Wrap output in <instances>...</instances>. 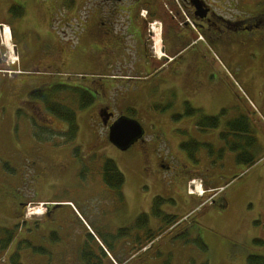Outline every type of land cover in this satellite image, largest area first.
I'll return each mask as SVG.
<instances>
[{
    "label": "rangeland",
    "instance_id": "1",
    "mask_svg": "<svg viewBox=\"0 0 264 264\" xmlns=\"http://www.w3.org/2000/svg\"><path fill=\"white\" fill-rule=\"evenodd\" d=\"M244 1L249 3L244 8L247 13L264 9V0ZM70 2L23 0L16 6L20 9L11 14V50L5 45L7 39L0 37L5 45L0 44V50L7 53V65L0 64V240L5 238L6 231L17 229L9 253L4 256L5 250L0 251L1 263L11 264V254L19 251L22 264H70L67 255L77 245L76 236L86 240L92 232L113 260L109 264H137L140 258L155 256V250L148 255H135V243L130 237L139 232L138 224L144 225L142 215L154 219L150 211L155 197L167 200L161 207L164 215L182 219L180 227L163 238L165 250L175 251V258L170 257L168 264H248L251 255L264 258V247L253 245L255 239H264L261 225L256 224L264 218V162L260 160L251 168L236 165L232 136H214L230 130L227 122L245 117L241 123L248 122L249 128L242 138L243 148L248 152V141L254 142L249 153L256 161L264 151L263 30L245 32L234 45L202 41L193 47L189 52L198 49L196 72L185 79L182 93L194 106L190 100L178 106L172 95L166 97L155 74L149 77V72L135 73L125 63L126 67L120 65L123 51L99 39L93 20L85 30L67 29L58 21L50 26V12H55L57 5L66 10ZM237 3L234 0L233 5L229 4L233 6L230 9L234 8L231 11H235ZM79 5L93 14L92 2L85 4L80 0ZM20 13L23 14L19 16ZM20 17L25 20L19 26ZM148 28L151 51L158 60L162 29L157 21ZM180 31L188 32L194 40L193 30ZM61 46L67 68L46 73L35 68V61H31L34 54L44 56ZM17 53L22 69L27 70L22 74L16 62ZM192 56H187L191 63ZM48 59L45 56L43 66ZM53 60L56 58L52 57ZM25 64L31 67H24ZM56 84L81 88L94 98L92 105L82 110L78 99L66 100L63 93L54 98L75 111L79 126L73 143L63 144L61 138H55L62 143L57 147L36 142L33 124L58 132L64 131L65 125L46 113L45 119L41 107V112L31 110V104H41L29 97L32 91L47 92ZM126 98L127 103L113 107L114 112L128 118V109H136L131 116L143 126L147 136L144 143L120 151L109 142L96 113L102 104L124 102ZM196 107L208 110L207 114L195 112ZM175 114L201 123L205 117L217 119L218 127L208 131L213 139L186 131L172 119ZM193 140L202 144L194 147ZM106 159L113 160L124 176L125 183L119 191L102 181ZM160 159L167 162V167L157 165ZM206 162L210 171L199 168ZM235 176L238 178L233 180ZM196 180L202 195L194 192L196 186L192 182ZM213 200L216 202L212 203ZM38 208L39 214H30ZM198 239L205 250L196 243Z\"/></svg>",
    "mask_w": 264,
    "mask_h": 264
},
{
    "label": "flooded vegetation",
    "instance_id": "2",
    "mask_svg": "<svg viewBox=\"0 0 264 264\" xmlns=\"http://www.w3.org/2000/svg\"><path fill=\"white\" fill-rule=\"evenodd\" d=\"M61 1L62 0H60V2ZM84 1L85 4H87L88 2H92L94 4L93 6H90V10L93 14H90V11L88 9H85L84 6L79 5L80 0H71V5L67 6L66 10H63V7L57 5L55 12H50L52 20L50 26L54 22L58 21V23L62 27L66 26L67 29L76 28L77 30H85L90 28L92 26V22H94L97 28V35L99 36V39L103 43L108 42L112 45L115 44L119 46V48H121V50L123 51V54L120 55V59L118 60L120 62V65H122V67L127 66L129 67V69L132 68L131 72L133 71L135 73L149 72V77L155 74L160 81L159 86L164 87L166 97H170L172 95L178 106H181V103L183 101L187 103L190 100L189 98L184 97L182 88H184L183 86H185V79L187 77H191V74L196 72L195 68L198 60L195 59L198 58V54L196 51L198 49L195 50V53L189 52L193 47H196L202 41L205 43L207 41H219L227 44L232 43L231 45H234L235 42L242 40H236V38L244 37L246 35L245 32L249 34L252 30H263L262 33H264V9H259L257 12H253V14L247 13L245 12L244 8L249 3L245 2L244 0H238L234 12L231 11L232 9L234 10V8H229L233 7L229 6V4L231 3V5H233L234 0ZM22 2L23 0H0V37L2 36L5 25L9 26V23L13 21L11 19V14L15 9H20L16 8V6H20ZM195 4L196 6H200L201 12L197 11ZM60 10H62V12ZM21 15L22 14L20 13L19 16ZM153 19H157L160 22L162 29V49L160 50L161 57L158 60L152 54V38L150 36V31H148V27ZM174 19L180 21L181 25H179V23L175 24ZM24 20L25 17L23 19L22 17H20L19 21H17L19 26L21 23H24ZM179 26H182V30L187 29L189 32H192L193 30V33H195L194 40H192V38L187 34L188 32H181ZM250 35H253V33H251ZM183 41L187 43L185 44L184 42L183 45ZM180 43H182V47L179 46ZM0 44L2 45L1 38ZM63 51L64 48L63 46H61L60 50L52 53L48 52L44 54V56L34 54V56L31 58V61H35L37 63L36 64L34 62L35 68L38 67V69L44 70V73H46L47 71L56 70L58 68L65 69L67 68V60L63 57ZM50 54H53L52 57L56 58V60L52 61V57ZM190 55H193V63L189 61L190 58L188 57H190ZM45 56L49 59L47 60L48 64H45L46 66H43V59H45ZM6 58V51L2 50L1 52L0 50V64H6ZM34 58L36 60H34ZM123 63H125L126 66H123ZM21 64L23 63L19 57L17 64L18 70H21L23 68L21 67ZM156 64L158 65L156 66ZM188 66L190 67L188 69V71H190L188 72L189 74L186 73ZM24 67L30 68L31 66H27L25 64ZM24 70L27 71L26 68H24ZM104 96L107 97L108 94ZM127 101L128 98H126L124 102L117 100H115L114 102L110 101L108 103L102 104V106L98 109V113H96V115L98 117V120L100 121V124L106 130L107 134L112 123L123 115V113L116 114L113 110V107L122 106L123 104L127 103ZM189 103L194 106V102H192L191 100L189 101ZM30 109H33V104H31ZM196 109L195 112L199 111L202 115H205L208 112V110H202L200 108L197 110ZM106 113H112L113 116H111L107 120V122L104 123V119L100 114L105 115ZM171 117L173 120L176 119L177 122L175 123L185 128L186 131L189 129L194 134L195 132H200L203 135H209L210 133L208 131L211 130L207 128H201V126L205 125V123L203 122L213 123L212 121L214 120L211 117H205L202 119L203 122L201 123L200 120L197 121L182 118L180 114H175ZM173 120L172 122H174ZM236 120L237 119L233 121ZM230 125H232V122L226 123V126ZM156 128V134H159L160 129L157 125ZM65 131L66 129L62 131V133ZM226 134H231L232 138L234 137V135H238V133L236 132L227 131L225 134L222 132L220 135L215 134L214 136H216V139H218L219 136H226ZM212 135L213 134L209 135V138L213 139ZM146 136L147 134L145 131L142 140H139L135 144L144 143ZM233 139L237 140L235 138ZM193 141L195 142L193 144L194 147H198L202 144L200 141ZM191 159L193 161L197 160L193 156ZM197 161L196 163H198ZM207 163L208 162H206V164H200L199 168H203L204 171H210L209 168H211V166ZM185 164L186 163L183 164L184 167ZM157 165H159L160 167H167V162L160 159L157 162ZM206 167H208V169H205ZM194 169L197 170L196 168ZM215 202L216 201L213 200L212 203ZM181 220L182 219H176L171 225L167 226L163 225L160 219L156 220L154 218L153 220H149V216L147 215V218L145 220L143 219L145 226L142 229H138L139 232L131 235L130 237L132 238V242L135 243V255L138 256L141 253H145L146 255H148V252L150 253L152 250H155L156 259H152V257L155 256L149 255V258H140L138 262L147 260L148 264H168V259L170 257L175 258V251H166L163 247V238L170 230L179 228L182 224ZM88 238L89 239H86L88 241H86L85 239H83V237H81V235L76 236L75 241L77 245L74 247L72 253H67V260L69 261V263H112L113 261L108 258L106 252L104 251L105 245L97 239L95 234L93 235L89 233ZM10 247L11 246H9L8 248V252L10 250ZM15 255L18 256L19 263L22 264L20 252L15 251L11 254V256ZM115 255H120V253Z\"/></svg>",
    "mask_w": 264,
    "mask_h": 264
},
{
    "label": "trees",
    "instance_id": "3",
    "mask_svg": "<svg viewBox=\"0 0 264 264\" xmlns=\"http://www.w3.org/2000/svg\"><path fill=\"white\" fill-rule=\"evenodd\" d=\"M62 1L64 2V0H62ZM21 14H23V13H21ZM24 71L25 70H22V72H24ZM150 92H154V90L150 91ZM62 93L65 94L66 100H68L70 97H72L74 99H78L79 100L78 105H79V108L81 110L85 109L86 107L91 106L92 103L94 102L93 96L88 91H85V90H83L81 88H77V87H71L68 85L56 84V85H53L52 87H50V90H48L47 92L46 91H39V90H35V91L30 92L29 93L30 99L32 101H38L41 104V106L38 104H33V109H31V110H36L37 112H41V110H40V107H41L43 109L42 112L44 114L45 119H46V116L49 115V116L55 118L56 120H58L59 122L63 123L64 125H66V131L62 133V130L58 132L55 130H51L50 129L51 127L49 128V127L39 126L34 122V124H33V127H34L33 135H34V140L36 142L44 143V144H55L56 145L55 147H57L59 145V143H61V142L63 144H71L77 139L79 126L77 125V117H76L75 111L70 109L68 106H65L62 103L56 102L54 100V98L57 95L59 97ZM127 112L129 114V117H133L131 115L136 114L135 109H128ZM243 119H246V118L240 117L236 121H233L232 125L229 126L230 127L229 132L238 133V135H234V137H233L237 140H234V144L231 147V150L235 153L237 152L236 157H235V164L236 165H238V166L241 165V166H244L247 168H251L256 162V158L249 153V150L252 147L254 142L248 141V144L246 145V147L248 148V152H246V150L243 148V139L242 138L245 136V133L248 132L247 127L249 128V124L246 121H245L246 124H244V123L242 124L241 122L243 121ZM159 120H161V118H159ZM216 120H213L212 121L213 123H210V122L205 123L203 128L204 127L208 128V129L217 128L218 127V121H216ZM243 125H244V127H243ZM101 127H102V125H101ZM102 129H104V128L102 127ZM55 138H61V140H60L61 142L55 141ZM75 151L78 152L79 148H75ZM257 159H259V158L257 157ZM102 178H103L102 181L104 182V184L108 188L113 189V190H117V191L121 190V188L123 187V185L125 183V179H124L123 174L120 172L116 163L111 159L110 160L106 159L104 161L103 170H102ZM169 201H172V200H169ZM166 202H167V200H164L161 197H155L153 200V203H152L150 215L152 217H154L155 219H160L161 223L163 225L168 226V225H171L177 218L175 216H172V215H164V213L161 211V207ZM146 218H147V215H145V214L142 215L140 218L142 220L141 223H144L143 219L145 220ZM256 224L261 225V221L256 222ZM144 225H145V223H144ZM144 225L142 226V225L138 224L139 229H142L144 227ZM15 230L17 232L16 228L14 230L12 229L10 231H6L5 232L6 234L3 235V237H5V238L0 240V245H1L0 251L3 252L5 250L3 252L4 256L7 255L8 248L11 245L12 239L14 238L15 233H16ZM196 243L198 244V246L200 248H202L204 250L206 249V247L203 245V243L201 242L200 239H198L196 241ZM253 245L255 247H264V240L263 239H255L253 241ZM10 259H11V264H20L18 261L17 255L11 256ZM247 262H248V264H264V258L251 255L247 258ZM0 264H2L1 261H0Z\"/></svg>",
    "mask_w": 264,
    "mask_h": 264
},
{
    "label": "water",
    "instance_id": "4",
    "mask_svg": "<svg viewBox=\"0 0 264 264\" xmlns=\"http://www.w3.org/2000/svg\"><path fill=\"white\" fill-rule=\"evenodd\" d=\"M197 11L201 12L200 6H196ZM104 123L113 116L112 113L102 115L100 114ZM144 135V130L139 122L136 120L120 117L109 128L108 140L109 142L120 151H127L138 140H141Z\"/></svg>",
    "mask_w": 264,
    "mask_h": 264
},
{
    "label": "bare ground",
    "instance_id": "5",
    "mask_svg": "<svg viewBox=\"0 0 264 264\" xmlns=\"http://www.w3.org/2000/svg\"><path fill=\"white\" fill-rule=\"evenodd\" d=\"M154 28V27H153ZM155 31H156V33L158 34V29H157V27H155ZM4 37H6V39L8 40V42H7V40H6V47H8L10 50H11V47H10V41H9V39H10V35H9V31H8V29L6 28L5 29V32H4ZM155 39V38H154ZM157 40H159V39H157ZM157 43V42H156ZM158 44H159V42H158ZM240 118V117H239ZM192 185H195L196 186V191H194L196 194H198V195H202V189L200 188V184H199V182L196 180V181H193L192 182ZM36 208V207H35ZM34 208V209H35ZM34 209H32V210H34ZM39 209V210H38ZM38 209H36V210H34L33 212H29L30 214H33V215H35V214H39L40 212L39 211H41L40 210V208H38ZM42 214V213H41Z\"/></svg>",
    "mask_w": 264,
    "mask_h": 264
},
{
    "label": "crops",
    "instance_id": "6",
    "mask_svg": "<svg viewBox=\"0 0 264 264\" xmlns=\"http://www.w3.org/2000/svg\"><path fill=\"white\" fill-rule=\"evenodd\" d=\"M259 156H261V157H259V159L255 162V164H257L260 160H263V162H264V151H263V153L262 154H260ZM239 166H241V165H239ZM254 166V165H253ZM264 172V171H263ZM263 220H264V218H263Z\"/></svg>",
    "mask_w": 264,
    "mask_h": 264
},
{
    "label": "built area",
    "instance_id": "7",
    "mask_svg": "<svg viewBox=\"0 0 264 264\" xmlns=\"http://www.w3.org/2000/svg\"><path fill=\"white\" fill-rule=\"evenodd\" d=\"M262 228H263V232H264V222L262 223Z\"/></svg>",
    "mask_w": 264,
    "mask_h": 264
}]
</instances>
